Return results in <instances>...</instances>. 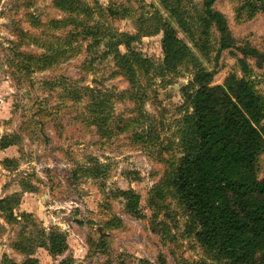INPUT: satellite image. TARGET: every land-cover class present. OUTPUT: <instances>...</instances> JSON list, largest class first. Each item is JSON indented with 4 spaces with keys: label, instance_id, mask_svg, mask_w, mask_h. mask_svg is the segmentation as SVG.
<instances>
[{
    "label": "rangeland",
    "instance_id": "1",
    "mask_svg": "<svg viewBox=\"0 0 264 264\" xmlns=\"http://www.w3.org/2000/svg\"><path fill=\"white\" fill-rule=\"evenodd\" d=\"M83 1L94 7L92 0ZM97 1L102 15H107L109 7L121 13L119 19L106 20L93 15V22L106 28L105 36L97 42L77 41L58 65L26 77L14 66L17 41H25L20 52L41 53L36 39L47 30L45 26L34 28L33 21L46 25L50 18L62 15L49 8L51 0H0V138L6 134L19 138L16 146L0 149V200L19 201V205L13 203L17 223L9 224V214L0 213V264L29 260L36 264H118L119 260L128 264H225L200 246L189 215L174 194L161 193L169 177L166 172L175 171L183 156V88L192 82L195 64L186 62L174 73L158 75L156 68L164 61L163 33H154L155 19L177 32L197 65L218 70L216 85L239 70L237 62L227 54L214 62L215 32L212 51L205 58L158 0ZM191 1L193 5L200 2ZM254 1V10H242L238 0H217L215 9L225 15L237 40L264 52V0ZM124 35L138 37L132 48L155 66L149 78L140 79L139 103L128 98L132 89L117 68L116 54L130 55ZM246 79L264 102V71L252 66ZM83 88L97 91L100 100L112 98L107 106L112 122L138 117L139 106L143 118L126 132L113 126L114 134L102 137L87 118L90 97ZM67 89H75L81 101L71 100ZM95 161L101 165L100 178L72 176L78 166L85 170ZM257 165L262 178L264 153ZM117 191L137 196L131 214L127 201L116 197ZM24 215L31 218L24 219ZM89 219L99 223L104 237L85 223ZM52 231L66 238L67 250L62 255L54 256L39 246L38 234ZM22 239L28 240L30 253L15 249Z\"/></svg>",
    "mask_w": 264,
    "mask_h": 264
},
{
    "label": "trees",
    "instance_id": "2",
    "mask_svg": "<svg viewBox=\"0 0 264 264\" xmlns=\"http://www.w3.org/2000/svg\"><path fill=\"white\" fill-rule=\"evenodd\" d=\"M92 1L93 8L83 0H51L49 8L60 12L61 18L54 16L46 25L38 20L32 23L34 28L45 26L47 30H42L36 39L41 53L20 52L24 39H19L13 49L18 51L14 66L21 75L30 77L35 72L58 65L77 41L97 42L105 36L106 28L93 22V15H100L106 20L108 17L119 19L121 13L109 7L107 15H102L104 10L98 1ZM238 1L243 3L242 10L249 7L254 10V0ZM158 2L200 54L209 57L211 36L215 32L218 49L214 62L218 63L222 55L227 54L236 60L239 67L238 71L230 73L221 84L216 85L218 70L209 71L197 65L191 50L177 32L161 19H155L154 33H163L164 61L161 67L156 68L161 73L158 75L174 73L186 62L195 64L193 80L183 88L186 113L181 144L183 156L175 171L166 172L169 177L165 179L161 193L167 190L178 199L189 215L192 233L207 253L215 255L225 264H264V177H259L257 165L264 153V102L246 79L252 73V66L264 71V52L233 36L227 18L215 9L217 0H200L198 5H193L191 0ZM54 31H61V34L57 36ZM123 37L127 39L123 44L130 55L116 54L117 68L132 89L127 92L130 95L128 98L139 103L137 94L142 90L140 79L149 78L155 66L144 61L137 49L132 48V42L138 37ZM83 90L90 97V104L86 107L87 118L102 137L112 136L113 126L126 132L129 126L138 122V118H143L139 106L137 118L112 122L107 107L112 98L100 100L97 91L90 88ZM68 93L71 100L81 101L75 89H69ZM138 137L134 133L135 142H138ZM18 143L16 135L6 134L0 138V149L6 150ZM97 164L95 161L92 167L85 170L78 166L72 176L98 179L101 177V165ZM49 177L52 179L51 175ZM116 197L127 201L130 210L127 212L131 214L132 202L137 196L132 192L117 191ZM13 203L19 205V201H12V198L0 200V213L9 214V224L17 223ZM30 218L24 215V219ZM38 236L39 246L48 248L54 256L67 250L66 238L58 232H40ZM26 243L28 240L22 239L16 243L15 249L30 253ZM23 264L36 263L29 260ZM118 264L128 263L119 260Z\"/></svg>",
    "mask_w": 264,
    "mask_h": 264
},
{
    "label": "water",
    "instance_id": "3",
    "mask_svg": "<svg viewBox=\"0 0 264 264\" xmlns=\"http://www.w3.org/2000/svg\"><path fill=\"white\" fill-rule=\"evenodd\" d=\"M76 222H77L78 224H82V223H84V221H79V220H77ZM85 223L88 224V225H93V226H95L96 229H97V232L101 235V237H104V236H105V235L103 234V232H102V228L100 227V225H99V223H98L97 221L92 220V219H89V220H87Z\"/></svg>",
    "mask_w": 264,
    "mask_h": 264
}]
</instances>
